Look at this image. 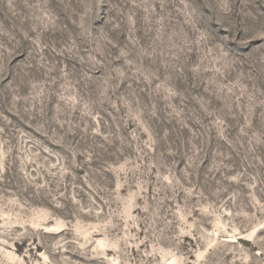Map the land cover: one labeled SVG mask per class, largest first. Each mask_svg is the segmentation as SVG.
Segmentation results:
<instances>
[{"label": "rangeland", "instance_id": "rangeland-1", "mask_svg": "<svg viewBox=\"0 0 264 264\" xmlns=\"http://www.w3.org/2000/svg\"><path fill=\"white\" fill-rule=\"evenodd\" d=\"M0 264H264V0H0Z\"/></svg>", "mask_w": 264, "mask_h": 264}]
</instances>
